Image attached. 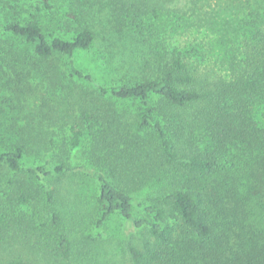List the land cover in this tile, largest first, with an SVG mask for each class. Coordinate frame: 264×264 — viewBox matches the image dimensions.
Returning a JSON list of instances; mask_svg holds the SVG:
<instances>
[{
  "label": "trees",
  "instance_id": "16d2710c",
  "mask_svg": "<svg viewBox=\"0 0 264 264\" xmlns=\"http://www.w3.org/2000/svg\"><path fill=\"white\" fill-rule=\"evenodd\" d=\"M160 1L165 0H110L119 13L111 38L104 30L105 40L122 50L126 80L102 84L78 66L76 52L96 41L91 28L65 38L46 34L33 19L3 26L33 49L19 59L24 65L16 77L21 87L12 78L7 83L21 95L32 90L31 78L44 79L45 86L61 93L72 77L96 87L97 95L77 92L78 113L67 143L75 148L86 131L96 129L89 154H96L113 176L89 170L97 182L100 212L90 237L101 235L108 218L119 214L140 230L128 245L131 264H264V122L256 118L257 110H264V42L247 59L230 64L229 78L215 77L194 66L188 54L195 48L184 51L148 33L145 17L157 14ZM56 56L67 59L68 73L58 70ZM3 60L0 54V70ZM135 101L143 110L132 122L125 104ZM134 123L141 130L153 128L155 137L136 132ZM31 131L26 128L21 139L0 148L1 264H33L24 249L41 254L54 242L59 256L70 260L73 253L56 205L62 187L43 192L40 186L42 179L71 168L64 160L25 165L30 149L37 154L48 149L26 137ZM136 179L141 187L153 186L145 204L133 194L131 180ZM40 194L51 206L47 221L39 220L38 211L24 209ZM138 204L146 216L135 215Z\"/></svg>",
  "mask_w": 264,
  "mask_h": 264
},
{
  "label": "rangeland",
  "instance_id": "374dc122",
  "mask_svg": "<svg viewBox=\"0 0 264 264\" xmlns=\"http://www.w3.org/2000/svg\"><path fill=\"white\" fill-rule=\"evenodd\" d=\"M158 7L157 14L150 13L145 17L148 33L170 46L178 45L184 51L195 48L188 54L194 66L210 71L215 77L229 78L232 74L230 64L247 59L251 49L264 42V0H165L160 1ZM114 8L110 0H0V54L4 56L0 70V148L21 139L26 128L31 129L26 137L32 138L33 144L46 143L48 149L39 154L30 149L23 160L25 165L32 162L52 166L64 160L71 168L40 181L43 192L49 186L62 187V193H57L56 205L72 241L71 259L59 256L54 242L45 246L41 254L33 253L31 247L28 248L30 254L24 249L33 264H131L128 245L137 240L140 230L114 214L105 222L101 235L90 237L96 230L100 212L97 182L89 170L100 169L111 179L113 176L108 165L100 163L96 154H89L96 129L86 131L75 148H70L67 143L78 113L77 92L86 89L97 95V89L91 83L72 77L65 81L61 93L54 87L45 86L44 79L31 78L29 93L26 90H23L27 92L23 96L19 92L13 93L16 85L9 87L7 80L12 78L18 88L21 87L16 77L24 65L19 59L32 54L33 49L15 35L3 31V26L12 21L35 19L46 34L65 38L75 36L84 27L91 28L96 33L95 43L89 49L77 51L74 59L98 82L111 84L126 80L129 71L120 61L122 50L111 48L110 42L105 40V29L110 32V35L106 34L109 38L115 32L113 26L119 10ZM54 58L60 65L58 70L67 71V59ZM106 102L119 103L115 99ZM125 107L131 109L132 122L143 110L139 101L128 102ZM256 118L264 122L263 108L257 110ZM134 130L145 137H155L153 128L141 130L134 123ZM12 176L10 172L7 179ZM131 183L136 186L133 194L138 201L147 203L144 199L152 192L151 182L143 187L138 179ZM44 196L40 194L31 205L24 207L32 214L38 211L40 221H47L51 208ZM134 213L137 217L146 216L144 205H136ZM3 255L0 250V264Z\"/></svg>",
  "mask_w": 264,
  "mask_h": 264
}]
</instances>
